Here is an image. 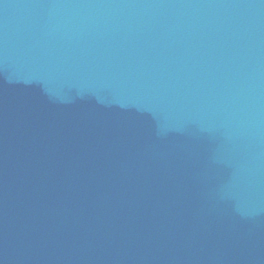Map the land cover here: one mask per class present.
Returning a JSON list of instances; mask_svg holds the SVG:
<instances>
[{"label": "water", "instance_id": "95a60500", "mask_svg": "<svg viewBox=\"0 0 264 264\" xmlns=\"http://www.w3.org/2000/svg\"><path fill=\"white\" fill-rule=\"evenodd\" d=\"M0 264H264V0H0Z\"/></svg>", "mask_w": 264, "mask_h": 264}]
</instances>
